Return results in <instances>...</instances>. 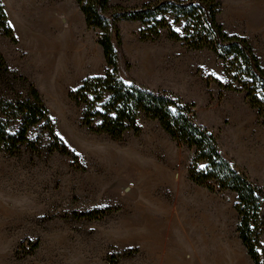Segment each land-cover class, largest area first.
I'll list each match as a JSON object with an SVG mask.
<instances>
[{
	"label": "rangeland",
	"instance_id": "374dc122",
	"mask_svg": "<svg viewBox=\"0 0 264 264\" xmlns=\"http://www.w3.org/2000/svg\"><path fill=\"white\" fill-rule=\"evenodd\" d=\"M110 1L133 9L154 0ZM216 1L219 23L246 38L264 68V0ZM2 3L16 41L0 32V54L39 91L55 133L79 160L50 154L41 126L29 135L38 152L0 151V264H254L237 232L236 194L191 181L194 149L143 115L140 133L121 141L83 125L70 94L104 76L107 64L101 32L87 26L76 0ZM118 27L120 77L192 104L232 165L264 188V123L244 92L219 86L226 77L217 55L191 50L166 30L144 40L140 22ZM98 212L105 215L82 217ZM260 242L264 264V232Z\"/></svg>",
	"mask_w": 264,
	"mask_h": 264
},
{
	"label": "trees",
	"instance_id": "16d2710c",
	"mask_svg": "<svg viewBox=\"0 0 264 264\" xmlns=\"http://www.w3.org/2000/svg\"><path fill=\"white\" fill-rule=\"evenodd\" d=\"M89 28L101 32L107 71L90 77L70 94L82 107L83 125L97 134L121 141L128 132L140 133L141 115L158 121L162 129L180 145L195 150L189 169L191 181L211 192L230 191L237 196V232L254 264H263L260 238L264 232V188L238 171L221 152L216 136L197 120L192 104L167 91H155L137 83H126L119 74L117 46L121 44V21L140 22L142 39L156 40L161 31L189 49L211 50L223 62L226 84L223 90L244 92L246 99L264 123V68L250 42L229 34L218 21L221 4L216 0H154L140 8L112 5L110 0H76ZM172 20L173 26L170 24ZM180 27V31L174 29ZM0 32L16 41L0 0ZM0 151L20 153L22 146L34 152L39 148L29 139L41 126L49 134L50 154L79 157L55 133V125L35 86L9 70L0 54ZM18 85L23 91L19 92ZM19 128L14 132V127ZM103 212L83 215L88 220L103 217Z\"/></svg>",
	"mask_w": 264,
	"mask_h": 264
}]
</instances>
